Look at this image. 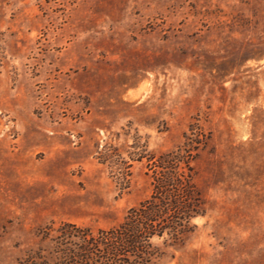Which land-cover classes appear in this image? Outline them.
Returning <instances> with one entry per match:
<instances>
[{
  "label": "rangeland",
  "instance_id": "obj_1",
  "mask_svg": "<svg viewBox=\"0 0 264 264\" xmlns=\"http://www.w3.org/2000/svg\"><path fill=\"white\" fill-rule=\"evenodd\" d=\"M149 200L117 261L264 264V0H0V264H109Z\"/></svg>",
  "mask_w": 264,
  "mask_h": 264
},
{
  "label": "trees",
  "instance_id": "obj_2",
  "mask_svg": "<svg viewBox=\"0 0 264 264\" xmlns=\"http://www.w3.org/2000/svg\"><path fill=\"white\" fill-rule=\"evenodd\" d=\"M148 204H151L150 200L144 201L137 208L130 209L126 219L118 228L101 232L99 243L105 248V254L112 256V259H107L109 264H133L124 260L117 261L115 258L138 257L139 254L144 253V244L148 239L160 234L159 224L166 211L157 206H146ZM182 208V212L189 217L190 207L184 205Z\"/></svg>",
  "mask_w": 264,
  "mask_h": 264
}]
</instances>
